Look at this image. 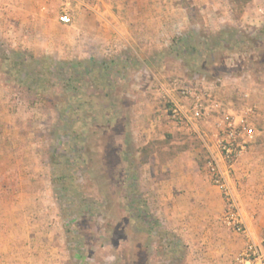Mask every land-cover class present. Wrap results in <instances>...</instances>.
I'll return each instance as SVG.
<instances>
[{"label":"rangeland","instance_id":"1","mask_svg":"<svg viewBox=\"0 0 264 264\" xmlns=\"http://www.w3.org/2000/svg\"><path fill=\"white\" fill-rule=\"evenodd\" d=\"M54 3L43 10L60 24ZM69 9L60 28L0 38L2 222L17 194L19 225H39L63 247V264H196L210 254L234 264L246 238L227 223L208 163L218 160L250 235V226L262 233L264 140L250 84L264 83V0H75ZM236 79L234 111L210 114L209 99ZM183 87L202 90L207 115L193 125L171 114L174 102L193 104ZM242 121L255 139L228 163L223 129Z\"/></svg>","mask_w":264,"mask_h":264},{"label":"crops","instance_id":"2","mask_svg":"<svg viewBox=\"0 0 264 264\" xmlns=\"http://www.w3.org/2000/svg\"><path fill=\"white\" fill-rule=\"evenodd\" d=\"M53 6H55L54 0H0V38L2 40H29L35 37L37 30L49 32V27L60 28L63 25L59 24L55 17L44 13V10ZM59 15L60 13H58V20H60ZM243 86L244 84L239 79L224 80L223 85L217 90V97L210 98L207 102L210 114H216L221 110L234 111V107L230 106L234 103L235 91H239L240 95L243 92L241 89ZM250 88L253 92L251 103L255 106L257 124L262 128L260 132L258 131L257 137L261 138L262 136L261 141H263L264 83L261 84L256 80L251 81ZM262 145L263 148L264 143ZM255 150L256 148L252 151ZM3 195L5 194H0V215L4 211ZM16 195L10 194L11 202L9 200L7 202L10 203H6L11 206L10 217L2 222L0 216V264H63V247L59 245L57 248L56 241L51 239L50 235L46 236L42 233V238L40 234H36L35 231L39 230V225L25 224L21 228L17 221L18 201L16 200L18 199ZM249 230L256 241H260L264 235V229L262 233H257L258 230L250 226ZM222 260L221 257L218 259L214 254H210L201 258L196 264H227Z\"/></svg>","mask_w":264,"mask_h":264},{"label":"built area","instance_id":"3","mask_svg":"<svg viewBox=\"0 0 264 264\" xmlns=\"http://www.w3.org/2000/svg\"><path fill=\"white\" fill-rule=\"evenodd\" d=\"M64 1V2H63ZM75 0H62L60 7V22L62 24H69L72 22V15L69 9L71 2ZM182 95L191 97L193 104L190 108L181 106L174 102L171 114L177 123L194 124V121H199L206 118L207 113L204 111L202 90L199 88L193 89L190 87L182 88ZM255 131L250 125L242 121L240 124L228 122L223 129V136L220 139V148L223 151L221 158L228 163H233L247 146L255 139ZM208 168L212 176L213 182L225 194L228 200V211L226 215L227 223L233 229L246 238V246L240 255L237 257L234 264H264V241L257 244L242 220L232 208L234 207L231 201V194L225 174L221 171L218 160L213 159L208 163Z\"/></svg>","mask_w":264,"mask_h":264},{"label":"trees","instance_id":"4","mask_svg":"<svg viewBox=\"0 0 264 264\" xmlns=\"http://www.w3.org/2000/svg\"><path fill=\"white\" fill-rule=\"evenodd\" d=\"M68 65V64H67ZM66 66V64L65 65H63V68L60 70V71H58V77L60 78L61 77V79H65L66 78V76L68 75V72H67V66ZM74 73H76V72H74ZM70 78H67V80H69Z\"/></svg>","mask_w":264,"mask_h":264}]
</instances>
